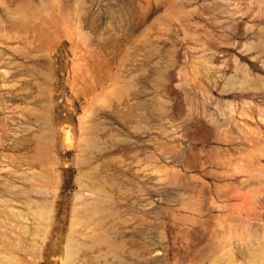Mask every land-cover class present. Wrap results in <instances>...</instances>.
<instances>
[{
  "label": "rangeland",
  "instance_id": "374dc122",
  "mask_svg": "<svg viewBox=\"0 0 264 264\" xmlns=\"http://www.w3.org/2000/svg\"><path fill=\"white\" fill-rule=\"evenodd\" d=\"M0 264H264V0H0Z\"/></svg>",
  "mask_w": 264,
  "mask_h": 264
}]
</instances>
